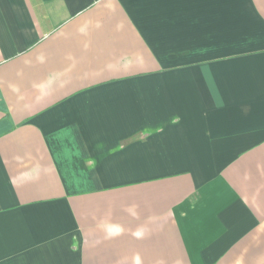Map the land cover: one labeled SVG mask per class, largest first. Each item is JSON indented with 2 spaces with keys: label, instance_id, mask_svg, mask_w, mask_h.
Listing matches in <instances>:
<instances>
[{
  "label": "crops",
  "instance_id": "obj_1",
  "mask_svg": "<svg viewBox=\"0 0 264 264\" xmlns=\"http://www.w3.org/2000/svg\"><path fill=\"white\" fill-rule=\"evenodd\" d=\"M0 264H264V0H0Z\"/></svg>",
  "mask_w": 264,
  "mask_h": 264
}]
</instances>
